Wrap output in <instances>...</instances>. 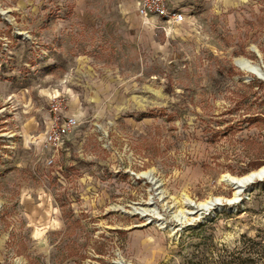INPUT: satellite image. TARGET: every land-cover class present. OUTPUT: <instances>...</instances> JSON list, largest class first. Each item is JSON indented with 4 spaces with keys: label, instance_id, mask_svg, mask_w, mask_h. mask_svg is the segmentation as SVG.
<instances>
[{
    "label": "rangeland",
    "instance_id": "374dc122",
    "mask_svg": "<svg viewBox=\"0 0 264 264\" xmlns=\"http://www.w3.org/2000/svg\"><path fill=\"white\" fill-rule=\"evenodd\" d=\"M178 3L0 0V264H264V0Z\"/></svg>",
    "mask_w": 264,
    "mask_h": 264
},
{
    "label": "built area",
    "instance_id": "2783aa9c",
    "mask_svg": "<svg viewBox=\"0 0 264 264\" xmlns=\"http://www.w3.org/2000/svg\"><path fill=\"white\" fill-rule=\"evenodd\" d=\"M137 15L142 19H158L165 23L182 24L185 20L184 11L173 0H135ZM53 115L52 125L46 136V145L58 150L64 143V138L78 125L75 117H65L61 114V102L54 101L49 106Z\"/></svg>",
    "mask_w": 264,
    "mask_h": 264
},
{
    "label": "bare ground",
    "instance_id": "6f19581e",
    "mask_svg": "<svg viewBox=\"0 0 264 264\" xmlns=\"http://www.w3.org/2000/svg\"><path fill=\"white\" fill-rule=\"evenodd\" d=\"M236 63L239 65V67L244 70L247 71L259 78H263V72L261 70V68L255 64H253L252 62H250L247 59H238L236 60ZM227 182L232 185V184H238L240 186H238L235 190V194H234V199L231 201H236V199H238L239 197V189H242V187L246 188L249 187L252 183L256 182V181H261L264 180V166H262L260 169L244 176V177H232V176H227ZM245 189V190H246ZM218 201L220 202V199L217 200H210V201H204V202H193L192 200L186 199L185 202V206L188 207V209L183 210L181 212L182 215V220H186L187 216L190 215V217L192 215L198 214V213H202V212H208L211 210H221V205L222 203H218ZM143 211V210H142ZM146 211V210H145ZM148 211V210H147ZM144 212V211H143ZM188 221V220H187ZM185 222V221H184ZM183 222V223H184Z\"/></svg>",
    "mask_w": 264,
    "mask_h": 264
},
{
    "label": "water",
    "instance_id": "95a60500",
    "mask_svg": "<svg viewBox=\"0 0 264 264\" xmlns=\"http://www.w3.org/2000/svg\"><path fill=\"white\" fill-rule=\"evenodd\" d=\"M237 65V64H236ZM238 66V65H237ZM262 181V180H261ZM234 189H236L238 186H240V185H238V184H232L231 185ZM246 188H244V187H242V189H239V193L238 194H240V192H242V191H244Z\"/></svg>",
    "mask_w": 264,
    "mask_h": 264
},
{
    "label": "crops",
    "instance_id": "0c3cea01",
    "mask_svg": "<svg viewBox=\"0 0 264 264\" xmlns=\"http://www.w3.org/2000/svg\"><path fill=\"white\" fill-rule=\"evenodd\" d=\"M173 1H174L176 4H179V3H178V0H173Z\"/></svg>",
    "mask_w": 264,
    "mask_h": 264
},
{
    "label": "trees",
    "instance_id": "16d2710c",
    "mask_svg": "<svg viewBox=\"0 0 264 264\" xmlns=\"http://www.w3.org/2000/svg\"><path fill=\"white\" fill-rule=\"evenodd\" d=\"M255 121H256V119H255ZM256 167H258V166H255V167H253V168H256Z\"/></svg>",
    "mask_w": 264,
    "mask_h": 264
}]
</instances>
